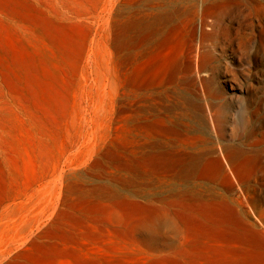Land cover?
Returning a JSON list of instances; mask_svg holds the SVG:
<instances>
[{
    "label": "bare ground",
    "instance_id": "6f19581e",
    "mask_svg": "<svg viewBox=\"0 0 264 264\" xmlns=\"http://www.w3.org/2000/svg\"><path fill=\"white\" fill-rule=\"evenodd\" d=\"M170 1L103 0L99 104H92L100 122L92 121L76 165L59 175L39 232L0 264L18 255L23 262L12 264H264L262 97L252 112L243 103L233 144L224 137L234 98L226 84L235 78L231 63H219L229 51L243 55L238 7L188 0L166 12ZM263 12L252 14L261 74ZM114 158L120 179L184 188L143 201L70 181Z\"/></svg>",
    "mask_w": 264,
    "mask_h": 264
},
{
    "label": "rangeland",
    "instance_id": "374dc122",
    "mask_svg": "<svg viewBox=\"0 0 264 264\" xmlns=\"http://www.w3.org/2000/svg\"><path fill=\"white\" fill-rule=\"evenodd\" d=\"M213 1L238 7L234 26L246 41L243 55L229 51L219 63L228 61L234 71L235 80L226 84L234 98L228 102L231 118L224 132L226 143L233 144L232 130L240 121L243 103L252 112L257 98L264 100V74L257 68L261 56L252 41L256 33L252 14L257 8L264 11V0ZM102 2L0 0V257L31 231L39 232L35 229L47 214L48 200L55 197L59 175L76 165L78 149L94 131L92 121L100 122L92 104L100 94ZM193 3L173 0L165 9L173 12ZM93 58L94 63L89 61ZM108 161L77 170L70 181L86 188L111 187L143 201L164 195L160 194L164 189L184 188L120 179L116 159ZM18 257L6 264L23 262Z\"/></svg>",
    "mask_w": 264,
    "mask_h": 264
}]
</instances>
